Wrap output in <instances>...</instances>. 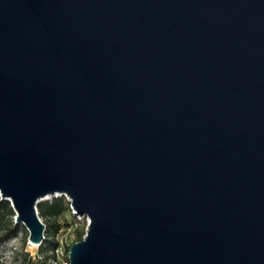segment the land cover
<instances>
[{
  "label": "water",
  "instance_id": "1",
  "mask_svg": "<svg viewBox=\"0 0 264 264\" xmlns=\"http://www.w3.org/2000/svg\"><path fill=\"white\" fill-rule=\"evenodd\" d=\"M59 195L71 264H264V0H0V196Z\"/></svg>",
  "mask_w": 264,
  "mask_h": 264
},
{
  "label": "rangeland",
  "instance_id": "2",
  "mask_svg": "<svg viewBox=\"0 0 264 264\" xmlns=\"http://www.w3.org/2000/svg\"><path fill=\"white\" fill-rule=\"evenodd\" d=\"M53 197L50 196L42 202L50 205L54 202ZM55 197L65 199L62 202L64 210L61 213L42 214L40 205H38L39 215L47 224V239L42 245L36 247L28 242L29 230L22 222H17L16 216L10 213L9 208L0 212V237L5 235L6 230L10 228L17 231L15 235L7 237L0 243V264H71L70 246L81 241L79 235L81 231L86 232L89 217L76 214L67 195ZM41 206L44 207L45 204ZM54 242L57 243V247H53Z\"/></svg>",
  "mask_w": 264,
  "mask_h": 264
},
{
  "label": "trees",
  "instance_id": "3",
  "mask_svg": "<svg viewBox=\"0 0 264 264\" xmlns=\"http://www.w3.org/2000/svg\"><path fill=\"white\" fill-rule=\"evenodd\" d=\"M53 199H54V202L51 203L50 205L49 204H46V202H42V201L39 203L42 214H45V213H48V214H58V213H61L64 210L63 207H62V205H63L62 202H63V200H65L64 197H55L54 196ZM42 204H45V206L42 207L41 206ZM5 208H9L10 213H12V214L15 215V211L12 208L11 201H9L7 199H2L1 196H0V212L2 210H4ZM6 231L7 232L5 233V235H3L2 237H0V243L2 241H4L7 237H10L11 235H15L17 233V231L14 228H10V229H8ZM84 233H86V232L81 231V233L79 235V238H80L79 240H81L83 238ZM46 239H47V237H46ZM44 241H43V243H44ZM56 244L57 243L54 242L53 243V247H57ZM71 247L72 246H70V248Z\"/></svg>",
  "mask_w": 264,
  "mask_h": 264
},
{
  "label": "bare ground",
  "instance_id": "4",
  "mask_svg": "<svg viewBox=\"0 0 264 264\" xmlns=\"http://www.w3.org/2000/svg\"><path fill=\"white\" fill-rule=\"evenodd\" d=\"M48 198H50V197H48ZM48 198H46V199H48ZM42 200H44V199H42ZM31 245H33V246H35V247H36V246H38L37 244H36V245H34V244H32V243H31Z\"/></svg>",
  "mask_w": 264,
  "mask_h": 264
},
{
  "label": "built area",
  "instance_id": "5",
  "mask_svg": "<svg viewBox=\"0 0 264 264\" xmlns=\"http://www.w3.org/2000/svg\"><path fill=\"white\" fill-rule=\"evenodd\" d=\"M88 220H89V218H88Z\"/></svg>",
  "mask_w": 264,
  "mask_h": 264
}]
</instances>
